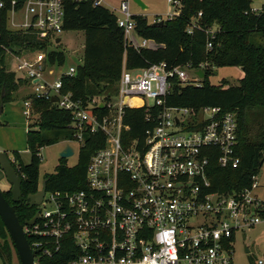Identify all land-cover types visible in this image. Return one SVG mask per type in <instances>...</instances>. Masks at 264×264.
<instances>
[{"label": "built area", "instance_id": "2783aa9c", "mask_svg": "<svg viewBox=\"0 0 264 264\" xmlns=\"http://www.w3.org/2000/svg\"><path fill=\"white\" fill-rule=\"evenodd\" d=\"M92 1L104 4V0ZM4 8L11 30L33 28L53 42L63 32L64 0H0V16ZM119 10L124 17L117 21L126 41L136 48L147 47L146 38L139 45L134 42L133 34L139 35L127 0H121ZM179 11L178 7L176 14ZM252 11L261 14L264 6ZM201 15L200 11L191 19L189 33L203 29L198 21ZM206 32L211 49L217 28ZM0 45L6 50L8 69L29 81L36 98L53 102L56 96L53 103L71 113L70 127L77 141L83 142L86 129L105 136L104 146L90 157L84 185L53 190L49 196L46 190L40 205L50 203L51 207L39 210L34 224H25L31 248L40 249L35 264L72 242L71 258L64 264H234L237 232L264 222V198L255 194L257 176L239 191L212 189L209 171L214 160L222 167L240 163L236 112L217 105L167 102L174 90L172 78L182 85L200 86L204 77L198 71L205 73L207 63L168 68L160 62L124 68L120 102L115 106L111 99L98 96L84 103L62 90L63 76H73L76 65L58 73L43 50L16 52ZM24 105L29 119L32 99ZM127 108H143L150 124L131 138ZM263 263L264 255L256 264ZM15 264H21L20 260Z\"/></svg>", "mask_w": 264, "mask_h": 264}, {"label": "trees", "instance_id": "16d2710c", "mask_svg": "<svg viewBox=\"0 0 264 264\" xmlns=\"http://www.w3.org/2000/svg\"><path fill=\"white\" fill-rule=\"evenodd\" d=\"M251 4L252 0H181L179 13L168 17L163 24L150 22L147 17L134 14L138 35L158 43L156 48H136L126 41L124 31L118 25V17L109 8L96 5L92 0H64L62 29L84 31L85 61L76 66L73 76H63L62 90L71 91L74 98L84 103L94 96L108 101L119 90L124 68H144L160 62H166L168 68L188 63L198 67L201 63H207L200 86L182 85L172 78L174 90L167 96V102L194 107L217 105L224 111L236 112L239 140L236 150L240 163L237 167H222L214 160L209 177L213 190L221 193L242 190L251 185L253 176H257L264 163V12L254 13ZM200 11L202 15L198 21L203 29L196 28L189 33L187 27ZM7 17L8 11L4 8L0 16V44L16 52L43 50L49 62L56 67L65 64V52L61 48L48 47V34L33 28L11 30ZM209 27L217 28L211 49L207 47L206 29ZM105 57L111 58L114 63L112 67L104 60ZM221 66L243 68L244 75L239 83L227 85V81L222 79L221 85L212 84L210 76L213 68ZM104 79L112 83L117 81L118 84H102ZM28 83L26 78L8 69L6 50L0 45V104L1 101L15 100L14 93ZM26 99H32V110L35 108L40 112L41 128H33L28 132L32 154L30 162L25 164L20 152L14 155L13 165L22 176L21 199L14 202L10 190L4 191L8 200L15 205L22 223L36 213L25 200L28 194L40 189L39 148L64 139L76 140L75 131L70 127L72 116L69 111L59 108L48 99L36 98L31 93ZM125 121L131 125V130L127 132L130 138L142 134L150 125L145 120L143 108H127ZM80 143L78 163L75 166L59 165L56 173L48 174L47 190H75L84 185L90 157L104 146L105 136L101 132L91 133L86 129L84 140ZM0 222L2 234L5 226L1 218ZM5 231L4 245L0 243V248L10 264L9 243L12 242L6 228ZM71 244L66 243L53 257H41L40 264H64L71 258L69 250L74 245L73 242Z\"/></svg>", "mask_w": 264, "mask_h": 264}, {"label": "rangeland", "instance_id": "374dc122", "mask_svg": "<svg viewBox=\"0 0 264 264\" xmlns=\"http://www.w3.org/2000/svg\"><path fill=\"white\" fill-rule=\"evenodd\" d=\"M129 9L133 14H140L147 17L148 21L154 22L159 20H166L172 14H176L179 5L170 3L168 0H143L149 5L148 9H142L134 0H127ZM121 0H104V6L109 8L118 18H123L124 15L119 10ZM264 5V0H252L253 9H261ZM60 37L61 40L56 42ZM135 44L139 45L144 37H136L133 34ZM147 47L156 48L158 43L153 39H148ZM48 47L61 48L66 55V62L64 65L57 66L55 69L58 73L68 69L70 65H78L85 61L84 47H85V34L83 30H67L56 35L53 41L50 39ZM110 67L113 61L110 57L105 59ZM112 69V68H111ZM243 69L239 66H221L214 67L213 73L210 76V82L215 85H221L222 79L227 81V85H236L243 77ZM111 82L104 79L103 83ZM112 83V82H111ZM117 85V81L112 83ZM224 85V84H223ZM226 85V86H227ZM32 94V88L22 86L14 93L15 100L6 101L2 105L0 112V150L5 151L8 156L13 159L16 152H20L23 162L29 163L31 160V151L29 150V130L40 129L41 115L35 108L32 110L31 118L25 115L24 100L29 94ZM111 100L115 106L120 102L118 92L113 94ZM152 102V100H150ZM70 144L74 148V154L68 157L60 155L64 147ZM81 143L77 140H60L54 144L45 145L39 148L40 155V168L39 180L42 186L43 180L48 174H54L59 165L75 166L79 161ZM258 187L255 194L264 198V163L257 174ZM0 187L1 189H8L10 184L7 183L4 172L0 169ZM3 189V190H4ZM51 190H47L49 196ZM51 204L38 205L39 210L50 208ZM2 224L0 222V228ZM6 234L3 228L2 234L0 233V243L4 245L3 235ZM248 246L249 252L245 247ZM264 255V222L255 226L246 227L241 229L236 234L234 243L233 262L234 264H256L258 259ZM9 257L10 264H15L19 258L15 247L9 243ZM0 264H4V258L0 252Z\"/></svg>", "mask_w": 264, "mask_h": 264}, {"label": "water", "instance_id": "95a60500", "mask_svg": "<svg viewBox=\"0 0 264 264\" xmlns=\"http://www.w3.org/2000/svg\"><path fill=\"white\" fill-rule=\"evenodd\" d=\"M138 6L142 9H148L149 5L146 4L143 0H134ZM181 2V0H178ZM158 23L163 24L164 20H159ZM61 40L60 37L56 39V42ZM243 69V68H242ZM198 74L201 77L205 76L204 71L199 70ZM3 95H1V99ZM57 97L53 96L52 101H56ZM3 102L0 104V112L2 111ZM103 105V104H101ZM74 154V148L67 144L64 149L61 151L60 155L62 157H68ZM0 169L4 172L5 177L8 183L11 185L10 192L12 194V201L18 202L22 197V177L17 172L15 166L13 165L12 159L8 156L5 151L0 150ZM46 182L47 178H45L42 182V187L35 193H30L27 196L29 204L32 205H40L43 197L46 193ZM38 212L35 215L26 220L25 224L32 225L35 223L38 218ZM0 218L4 223L6 230L8 231L14 247L16 249L18 258L21 264H35V256L40 252V249H32L28 240V237L24 230V224L20 221L17 213L15 205H13L8 198L4 194V190L0 187ZM246 251L249 252L248 246L245 247ZM1 255L4 258L5 264H9V259L7 255L0 248Z\"/></svg>", "mask_w": 264, "mask_h": 264}, {"label": "flooded vegetation", "instance_id": "af4514ba", "mask_svg": "<svg viewBox=\"0 0 264 264\" xmlns=\"http://www.w3.org/2000/svg\"><path fill=\"white\" fill-rule=\"evenodd\" d=\"M13 159L15 160V157H13ZM13 159H12V161H13ZM10 187H11V185H10ZM10 187L8 188V189H6V190H4V191H8V190H10ZM42 187V186H41ZM27 199V198H26ZM25 202H27L28 204H29V201H28V199L27 200H25ZM29 206L32 208V210H35L36 212H39V208H38V206L37 205H30L29 204ZM26 220H28V219H26ZM25 220V221H26ZM25 221H24V226H25ZM11 242H12V244H13V241H12V239H11ZM13 246H14V244H13Z\"/></svg>", "mask_w": 264, "mask_h": 264}, {"label": "crops", "instance_id": "0c3cea01", "mask_svg": "<svg viewBox=\"0 0 264 264\" xmlns=\"http://www.w3.org/2000/svg\"><path fill=\"white\" fill-rule=\"evenodd\" d=\"M263 6H264V5H263ZM134 36H136V35H134ZM136 37H137V36H136ZM25 87H28V88H30V89L32 88L30 84L26 85ZM25 100H26V99H25ZM25 100H24V101H25ZM7 183H8V181H7ZM3 189H4V188H3ZM4 190H5V189H4Z\"/></svg>", "mask_w": 264, "mask_h": 264}, {"label": "bare ground", "instance_id": "6f19581e", "mask_svg": "<svg viewBox=\"0 0 264 264\" xmlns=\"http://www.w3.org/2000/svg\"><path fill=\"white\" fill-rule=\"evenodd\" d=\"M133 101H135V102H136L137 100H136V99H133Z\"/></svg>", "mask_w": 264, "mask_h": 264}]
</instances>
